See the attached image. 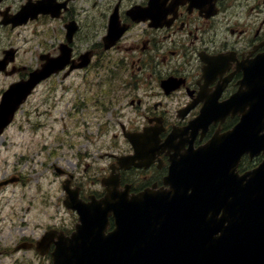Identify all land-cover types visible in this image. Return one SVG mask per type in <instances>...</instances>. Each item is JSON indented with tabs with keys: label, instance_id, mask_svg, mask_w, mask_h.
<instances>
[{
	"label": "flooded vegetation",
	"instance_id": "af4514ba",
	"mask_svg": "<svg viewBox=\"0 0 264 264\" xmlns=\"http://www.w3.org/2000/svg\"><path fill=\"white\" fill-rule=\"evenodd\" d=\"M111 31L121 33L114 43ZM263 54L264 0H0V109L14 112L0 153L36 124L32 111L55 109L61 97L77 108L89 90L91 111L72 151L80 162L60 183L72 176L85 201L106 193L109 176L131 192L163 188L177 148L198 147L239 120L191 128L203 108L238 90L247 62ZM60 58L63 68L22 96L31 75ZM103 84L111 85L104 94ZM14 154L0 157V264H54L55 242L75 230L78 214L65 206V193L55 207L47 190L42 204L37 190L33 197L15 190L30 186L23 170L31 159Z\"/></svg>",
	"mask_w": 264,
	"mask_h": 264
},
{
	"label": "water",
	"instance_id": "95a60500",
	"mask_svg": "<svg viewBox=\"0 0 264 264\" xmlns=\"http://www.w3.org/2000/svg\"><path fill=\"white\" fill-rule=\"evenodd\" d=\"M246 72L231 102L241 122L174 167L173 190L113 192L93 213L69 204L81 224L59 243L55 264H264V162L235 173L244 153L264 150V56ZM111 211L116 227L105 234Z\"/></svg>",
	"mask_w": 264,
	"mask_h": 264
},
{
	"label": "rangeland",
	"instance_id": "374dc122",
	"mask_svg": "<svg viewBox=\"0 0 264 264\" xmlns=\"http://www.w3.org/2000/svg\"><path fill=\"white\" fill-rule=\"evenodd\" d=\"M84 86H82L83 88ZM86 87H88L86 85ZM87 94L89 90H86ZM60 99V97H58ZM61 105H59L56 109H47L51 113V115L46 111L43 112V108H38L37 111L31 112V117L35 119L36 125H39V127H42V129L39 131L38 135L35 136V134L32 132V130H24L23 132H19L18 136L16 137V144L14 148H12V153L14 151H19L20 145L29 144L32 148V142H36L37 148L39 149L41 146V143H43V140H46L47 142V150L51 148L60 147L64 150V145L71 144L73 142V145H76V142L79 141L78 138L80 136V132L83 129V121L86 116H88V113L91 111L90 106L85 105L83 108V111L80 113L72 112L69 108H67L65 102H61ZM63 105V107H62ZM70 110V111H69ZM69 111V112H68ZM63 115V116H62ZM63 117V120H62ZM36 131V130H35ZM44 136V137H43ZM19 143V144H18ZM66 151V150H65ZM2 154L0 156L9 157V153H6L5 151L1 150ZM24 150L21 151L23 153ZM39 152V150H38ZM16 153V152H15ZM6 154V155H5ZM49 152L40 154H35L32 158L35 159V161L31 162L28 166H26L25 171H30V179H32L33 186H41L42 188L48 189L49 185L52 193L54 194V201H56L57 195L61 193V189H59V183L57 179V175H55L52 170L47 172V168L45 164L49 162L48 159ZM69 169H74L75 167L72 165L71 161H75L76 158L72 155H69ZM16 158L11 157L9 159L10 164L15 163ZM6 165V164H5ZM23 186V185H21ZM9 193V191L7 190ZM40 193V192H39ZM34 196V193L31 197ZM7 201V199H6ZM40 204L44 201L42 198L38 200ZM9 229H13V227H9Z\"/></svg>",
	"mask_w": 264,
	"mask_h": 264
}]
</instances>
